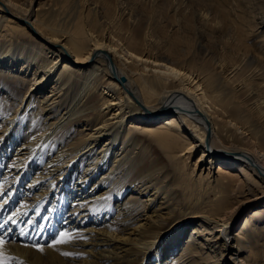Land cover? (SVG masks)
<instances>
[{"label":"bare ground","instance_id":"1","mask_svg":"<svg viewBox=\"0 0 264 264\" xmlns=\"http://www.w3.org/2000/svg\"><path fill=\"white\" fill-rule=\"evenodd\" d=\"M60 1L0 0V252L264 263V0Z\"/></svg>","mask_w":264,"mask_h":264},{"label":"rangeland","instance_id":"2","mask_svg":"<svg viewBox=\"0 0 264 264\" xmlns=\"http://www.w3.org/2000/svg\"><path fill=\"white\" fill-rule=\"evenodd\" d=\"M39 2H41V4L42 5H44L45 3H51V6H49L50 8V10L52 11V12H50V11H48V13H49V17H50V15H54L55 13H57L60 9H61V7L63 6L64 7V2L63 1H60V0H39ZM148 8V6H145V8ZM54 11V12H53ZM58 14H60V13H58ZM45 17H48L47 15L45 16ZM61 17L59 16V15H57L56 14V18L55 19H60ZM52 25H53V27H57L58 25H57V23L55 22V21H51L50 22ZM58 27H60V26H58ZM42 31L44 32V33H46V32H51V31H47L46 29H44V28H42ZM30 33H28V35H29ZM31 38V37H30ZM34 39H36V38H34ZM37 40V39H36ZM15 94V93H14ZM11 102H9V104H10ZM11 105H12V103H11ZM30 113L31 112H28L27 113V115H28V117L30 118L31 117V115H30ZM40 117H41V115H39ZM39 116H37V117H39ZM24 130V129H23ZM23 133V132H22ZM16 136H19L18 134H14V137H16ZM145 148L143 147V148H140L139 150H137L136 151V153L138 154L137 155V157H139L140 159H141V157L142 156H145V155H147L148 157H149V159H148V161H146V163H150V159H152L154 162H156L157 163V167L158 168H160V169H165V165L159 160V156H160V151H159V149H158V147H156V145H155V143L153 142V141H151V139L149 138H147V140H146V143H145ZM133 155H134V153H133ZM137 160H138V158H136ZM43 159H42V157L40 156L39 158H38V161H35V162H37V164L36 165H43V161H42ZM40 162V163H39ZM139 164V163H138ZM147 165H149V164H141L140 163V168L141 169H146V166ZM142 166V167H141ZM164 167V168H163ZM1 166H0V179L2 178V175H1ZM35 174V172L33 171L32 172V176H31V179H32V177H33V175ZM102 175V174H101ZM30 180H27L25 183L22 181V183L20 184V186L17 188V190H16V193H19V192H21L22 194H23V196L22 197H24L25 198V194H27V193H29L30 192V190H28L27 189V183L29 182ZM73 187H74V185H72ZM33 192H36V190L37 189H31ZM91 190V193L89 194V195H94V194H96V193H98L99 192V189H90ZM50 191V190H49ZM49 191L47 192V193H49ZM53 192H54V190H53ZM75 195V194H74ZM75 198V197H74ZM74 198H72V199H70L69 201H68V203L66 204V206H65V211L66 210H68L67 212L68 213H70V205H71V203H72V200L74 199ZM20 200L17 198V197H13L12 198V200L10 201V208H12V207H14L15 205H16V203H18ZM51 202H53V200H50V202L49 203H51ZM252 208V207H251ZM47 213V212H46ZM46 213H45V215H46ZM67 215V214H66ZM245 215L243 214V212H240L239 214H238V221H241V219L244 217ZM95 217V216H94ZM76 219V218H75ZM77 220V219H76ZM75 220V221H76ZM92 221H93V219H92ZM37 222V224L38 223H40V221L39 220H37L36 221ZM194 224H192L189 228H187V230H185V235H183V238L181 239V242H182V244H185L188 240H190L191 239V235H192V231H193V226ZM49 232H52V230H49ZM58 231H55L54 232V236L51 238V239H55L57 236H58ZM41 234V233H40ZM39 234V235H40ZM121 234H124L123 232L121 233ZM115 251H118V252H120L121 250H115ZM5 254V257L7 258V260H8V264H17V262H16V260L14 259V256L12 255V254H9V253H4ZM3 254V255H4ZM123 255L124 253L123 252H120V254H118V255ZM8 255V256H7ZM39 255L41 256V257H43L44 255H46V254H41V253H39ZM46 259V263H49L50 261H51V259H49V257H47V258H45ZM34 260V259H33ZM114 262V261H113ZM101 263H103V262H101ZM255 264H264L263 262H255Z\"/></svg>","mask_w":264,"mask_h":264},{"label":"snow or ice","instance_id":"3","mask_svg":"<svg viewBox=\"0 0 264 264\" xmlns=\"http://www.w3.org/2000/svg\"><path fill=\"white\" fill-rule=\"evenodd\" d=\"M11 219H12V217L10 216L9 220H11ZM58 235H59V239L55 240V242L50 246L55 247L56 244H63V243H66L69 239H71L69 233H67V232H63V233H60ZM5 243H6V241L3 238H0V249L4 248ZM35 247H38L39 251L44 250L43 247H40V246H35ZM64 254L69 255L70 253H64ZM0 264H8V260L3 255L2 252H0Z\"/></svg>","mask_w":264,"mask_h":264}]
</instances>
